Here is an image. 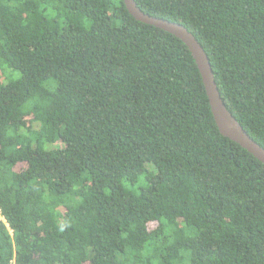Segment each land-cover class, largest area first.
<instances>
[{
  "label": "trees",
  "instance_id": "trees-1",
  "mask_svg": "<svg viewBox=\"0 0 264 264\" xmlns=\"http://www.w3.org/2000/svg\"><path fill=\"white\" fill-rule=\"evenodd\" d=\"M135 1L264 147V0ZM0 264H264V164L124 0H0Z\"/></svg>",
  "mask_w": 264,
  "mask_h": 264
},
{
  "label": "water",
  "instance_id": "water-1",
  "mask_svg": "<svg viewBox=\"0 0 264 264\" xmlns=\"http://www.w3.org/2000/svg\"><path fill=\"white\" fill-rule=\"evenodd\" d=\"M129 12L144 23L154 25L180 38L190 49L201 72L212 112L220 132L247 149L264 164V147L252 138L228 110L219 92L215 74L203 45L184 25L143 11L135 0H124Z\"/></svg>",
  "mask_w": 264,
  "mask_h": 264
}]
</instances>
